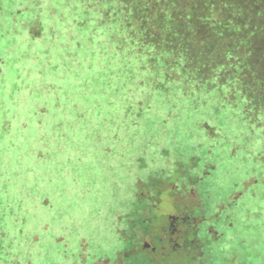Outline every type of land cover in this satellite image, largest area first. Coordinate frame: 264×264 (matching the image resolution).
I'll list each match as a JSON object with an SVG mask.
<instances>
[{"label": "rangeland", "instance_id": "1", "mask_svg": "<svg viewBox=\"0 0 264 264\" xmlns=\"http://www.w3.org/2000/svg\"><path fill=\"white\" fill-rule=\"evenodd\" d=\"M106 11L0 0V264H127L133 219L186 264H264V115Z\"/></svg>", "mask_w": 264, "mask_h": 264}, {"label": "trees", "instance_id": "2", "mask_svg": "<svg viewBox=\"0 0 264 264\" xmlns=\"http://www.w3.org/2000/svg\"><path fill=\"white\" fill-rule=\"evenodd\" d=\"M81 1L84 6L106 5L105 14L118 20L117 25L129 44L144 47L149 53H169L176 56L174 61L182 57V67L197 81L217 77L227 95L233 97L237 95L233 91H237L249 109L253 103L256 114L264 115V0ZM198 223L189 218L183 226L191 234L185 245L189 243L194 250L190 258L184 256L189 261L201 249ZM138 228V222L129 220L121 261L186 264L180 257L184 251L177 247L174 250L160 246L144 248L145 238L159 243L148 227L144 236L133 241L130 233ZM139 249L141 254L135 255Z\"/></svg>", "mask_w": 264, "mask_h": 264}]
</instances>
